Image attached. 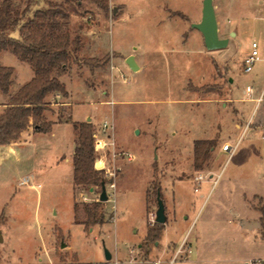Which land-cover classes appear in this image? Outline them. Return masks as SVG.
<instances>
[{
	"label": "rangeland",
	"instance_id": "1",
	"mask_svg": "<svg viewBox=\"0 0 264 264\" xmlns=\"http://www.w3.org/2000/svg\"><path fill=\"white\" fill-rule=\"evenodd\" d=\"M29 1L12 0L13 8L23 11ZM64 1L41 0L27 18L38 8ZM203 1L109 0L108 10L81 1L67 26L72 38L80 37V47L60 75L68 96L47 99L46 119L64 124L55 134L39 138V153L19 160L13 156L0 166V264H155L160 259L161 264H195L194 252L186 247L178 252L180 245L167 257L157 253L173 218L174 194L182 199L181 223L170 225L165 238L185 237L193 250L197 237L213 241L209 250L216 251L217 264L264 258L261 223V228L243 233L224 207L205 227L214 203L235 209L245 204L263 216L264 101L258 103V98L264 89V0H216L226 10L219 19V36L229 38L228 46L218 50H209L193 27L202 20ZM253 41L259 54L248 72L244 59ZM2 53L0 65H5ZM130 55L136 56L140 70L129 67ZM3 58L17 62L11 52ZM85 60H92L94 68ZM18 68L10 94L0 91V113L27 75L24 64ZM248 85L253 88L249 95ZM74 122L92 123L95 142L97 137L107 142L95 152L106 201L100 200L102 183L74 184L72 157L79 136ZM208 137L216 146L196 169L195 140ZM238 140L231 156L221 151L224 143ZM199 174L205 180L196 192ZM158 189L166 223L155 221ZM98 202L105 223H77L87 218L84 206ZM149 230L154 238L148 239Z\"/></svg>",
	"mask_w": 264,
	"mask_h": 264
},
{
	"label": "trees",
	"instance_id": "2",
	"mask_svg": "<svg viewBox=\"0 0 264 264\" xmlns=\"http://www.w3.org/2000/svg\"><path fill=\"white\" fill-rule=\"evenodd\" d=\"M82 0H65L63 3L51 4L38 8L32 17L33 4L41 0H30L23 11L13 8L12 0L0 3V54L9 51L21 61L28 63L34 71L33 78L12 94L3 112L0 113V145L10 144L15 138L20 126L30 125L35 131L49 132L53 122L45 117V111L50 109L47 98L52 94L68 96L66 84L60 75L66 73L72 64V53L80 47V37L72 38L67 28L68 20L77 14V7ZM104 10H108L109 0H91ZM18 31V35L14 32ZM109 59V58H108ZM74 60L77 61L75 58ZM92 69V60H85ZM15 68L0 65V91L10 94L13 85ZM78 130V143L74 152V184L92 185L105 183L102 170L95 168V132L92 123L74 122ZM20 136V131L17 132ZM216 146L215 140H196L194 145L195 168L210 157ZM161 190H157V196ZM162 198V197H161ZM87 218L82 223L86 227L103 225L105 212L102 202L85 205ZM261 225L264 227V206ZM75 213L78 204L74 206ZM77 221V220H75ZM154 231L149 230L148 239L154 238ZM110 263V262H107ZM59 264H79L78 261H62Z\"/></svg>",
	"mask_w": 264,
	"mask_h": 264
},
{
	"label": "crops",
	"instance_id": "3",
	"mask_svg": "<svg viewBox=\"0 0 264 264\" xmlns=\"http://www.w3.org/2000/svg\"><path fill=\"white\" fill-rule=\"evenodd\" d=\"M213 4H214V8H215V13H216L218 25H219V22H220L219 19L221 17L222 18L224 17V13L226 10L222 7V5L220 4L219 1L213 0ZM172 11H178V12L185 14L183 11H181L179 9H175ZM224 26H225V24H223V27ZM253 42H256V41H253ZM8 53H9V51H4L2 53L1 59L3 62H5V65L13 66L15 68V73H16V77H17L16 79H18V73H19L18 66L19 65L24 64L28 69L26 77H24V79H22L19 82V87H21L33 78L34 71L32 70V68L29 64L21 61L17 56H16L17 62H15V63L4 61L3 57L5 54H8ZM135 59H136V56H135ZM136 61L138 63L137 59H136ZM138 65L140 67L139 68V70H140L141 65L139 63H138ZM17 89H18V87H17ZM263 91H264V89H263ZM246 92H247V89H246ZM57 96L59 97L60 94H57ZM47 99H49V98H47ZM47 111H45V115H46ZM52 122H53V126H52L51 131H49V132L35 131L34 128L30 125L20 126L17 130V132L20 131V136H18V134L16 132V136L10 142V144L0 145V166H2L4 163H6L10 159H12L13 156H15V157L17 156L16 159L19 160L20 158L22 159L25 155L28 157L29 155L39 153V151L42 150V148H43L41 145V140L39 138L42 137V135L55 134L56 129L59 126L64 124V123H56V121H54V120ZM65 124H67V123H65ZM206 139L212 140L213 138L208 137V138L197 139V140H206ZM73 152H75V148H74ZM72 156H73V154H72ZM73 174H74V170H73ZM212 175L213 174L210 173L209 177H211ZM218 178H219V176L216 178L215 182L218 181ZM178 180H180V179H178ZM211 190L212 189H209L207 191L206 199L210 196ZM181 200L182 199L180 198L179 195H178V200H177V198L174 194V199H173V203H172L173 218H172L171 222L166 223V226L164 229V234L162 236V239L160 240V242L162 244V249L161 250L157 249V251H158L157 253L161 254L162 256H166V255L168 256L170 253H172L173 248H175L177 251V248L179 247V245H181V243L185 240V237L182 238V241L180 240V238H175V239L173 237L172 238H165V232L169 229L170 225L175 226V225H179V223H181L179 220V217H180L179 215L182 211L181 210V207H182ZM218 200H222V196ZM225 204H227V203H225ZM203 205H202V208H203ZM227 205L222 206V203H220V204L214 203L212 211H211L213 213L208 214L209 218L206 219L207 223H205V227L211 226V224H213V222H211V220L213 219V216L214 217L216 216L218 209L224 210L225 208L229 207V212L232 214V218H233V219L230 218L229 221H232L235 226L237 225L243 233H244V230L253 231V230H256L258 228H261V226H260L261 216L253 214L252 212L248 211V209H246L245 204H243L240 207V209H235V208H233V206H230V205L227 206ZM225 211H226V209H225ZM214 212H215V214H214ZM183 213L184 212H182V214H181L182 216H184L183 222H187L188 217L186 214H183ZM205 238L207 239V236H205ZM178 242H180V244ZM194 245H195L194 250H193L192 246H190V248H191V252H194V254H195L192 257V262H194L195 264H217V262L220 260V258H218V256H217L216 251L213 252V251L209 250L210 248L214 247L213 241H208L207 243H205V241L201 237H197L196 241L194 242ZM194 245H193V247H194ZM173 253H174V251H173ZM250 259H253V258H249V259L245 260L243 264H246ZM187 260H189V259H187ZM159 262L161 264L162 260L160 259Z\"/></svg>",
	"mask_w": 264,
	"mask_h": 264
},
{
	"label": "water",
	"instance_id": "4",
	"mask_svg": "<svg viewBox=\"0 0 264 264\" xmlns=\"http://www.w3.org/2000/svg\"><path fill=\"white\" fill-rule=\"evenodd\" d=\"M193 27L201 31L204 37L205 45L209 50L223 49L228 46L229 38H221L219 36V26H218L213 0L203 1L202 20L199 23H194ZM126 62L132 70L134 71L139 70L140 67L134 55H130L129 57H127ZM100 200L101 201L108 200V194L105 183H103L102 185ZM157 200H158V209L156 211L155 221L158 223H166L167 221L166 206L164 200L160 197V194H158ZM62 246H65V244H63ZM105 253H106V259L110 260L112 258L111 252L108 249H106Z\"/></svg>",
	"mask_w": 264,
	"mask_h": 264
},
{
	"label": "built area",
	"instance_id": "5",
	"mask_svg": "<svg viewBox=\"0 0 264 264\" xmlns=\"http://www.w3.org/2000/svg\"><path fill=\"white\" fill-rule=\"evenodd\" d=\"M258 44L257 42H253L252 43V51L245 57L244 59V64H245V70L250 72L253 70L254 64L258 59ZM247 94H250L253 90L252 86H247ZM264 101V91L262 92L261 96L258 98V103ZM248 127V124L247 126ZM94 136H97L96 134H94ZM239 144V140L231 143V142H226L222 145L221 150L223 152L229 153V156H231L237 149ZM105 145H107V142L104 139H99L97 137V140L95 142V148L96 151H98V149H102L105 147ZM204 180V175L199 174L195 177V181H196V187L194 188L195 191L199 190V185L202 183V181ZM23 183L28 184L29 183V179L28 178H24L23 179ZM184 247H186V249L190 248V246H186L184 241L181 243L180 245V249L178 252H181ZM191 250V248H190ZM155 264H160L159 261L155 262ZM246 264H264V258H253L250 259Z\"/></svg>",
	"mask_w": 264,
	"mask_h": 264
}]
</instances>
